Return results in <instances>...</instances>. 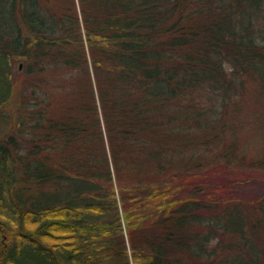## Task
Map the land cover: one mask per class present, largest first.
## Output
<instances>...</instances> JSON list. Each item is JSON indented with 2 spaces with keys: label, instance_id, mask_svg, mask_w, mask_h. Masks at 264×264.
<instances>
[{
  "label": "trees",
  "instance_id": "1",
  "mask_svg": "<svg viewBox=\"0 0 264 264\" xmlns=\"http://www.w3.org/2000/svg\"><path fill=\"white\" fill-rule=\"evenodd\" d=\"M254 171L264 0H0V264H264Z\"/></svg>",
  "mask_w": 264,
  "mask_h": 264
},
{
  "label": "rangeland",
  "instance_id": "2",
  "mask_svg": "<svg viewBox=\"0 0 264 264\" xmlns=\"http://www.w3.org/2000/svg\"><path fill=\"white\" fill-rule=\"evenodd\" d=\"M245 137L248 135V132L246 131ZM244 137V138H245ZM254 142V141H253ZM255 146L249 147L250 150L254 149ZM264 172L261 171H254L251 172L250 176L246 181L245 184L240 186L242 192L247 195V197H255L257 196L261 191L264 190Z\"/></svg>",
  "mask_w": 264,
  "mask_h": 264
}]
</instances>
